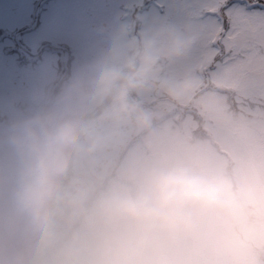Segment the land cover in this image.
Here are the masks:
<instances>
[{
  "label": "clouds",
  "instance_id": "9594fccd",
  "mask_svg": "<svg viewBox=\"0 0 264 264\" xmlns=\"http://www.w3.org/2000/svg\"><path fill=\"white\" fill-rule=\"evenodd\" d=\"M203 34L197 14H120L0 115V258L264 264V165L127 156L195 87L184 63Z\"/></svg>",
  "mask_w": 264,
  "mask_h": 264
},
{
  "label": "flooded vegetation",
  "instance_id": "af4514ba",
  "mask_svg": "<svg viewBox=\"0 0 264 264\" xmlns=\"http://www.w3.org/2000/svg\"><path fill=\"white\" fill-rule=\"evenodd\" d=\"M57 2L53 9L44 7V31L48 33L46 36L28 34L23 24L13 25L12 31L0 33V115L26 97L45 77L70 74L79 54V44L83 35L102 29L109 19L120 14L131 16L144 13L154 18L167 14L173 18H181L186 13H192L199 16L203 31L205 30L203 14L192 8L195 3L192 0H58ZM198 45L184 63V69L195 81V87L182 103L174 106L161 104L154 119L155 127L150 129L145 137L129 145L127 156L130 162L137 161L130 158L132 149L135 148L139 160L142 158L140 152H145V145L148 150L152 149V153L176 152L177 135L175 136L171 131L176 130L175 121L184 122L190 128L193 122L217 123L224 120L226 88L224 84L215 82L206 75V64L197 57ZM237 90L240 92V89ZM145 103L151 108L157 102L149 97ZM242 108V110L237 109L238 115L250 119L253 108L247 105L246 101ZM155 131L162 136L169 133L168 140L160 135L155 140V135L152 144L156 145H152L147 138ZM0 264H11V262L0 258Z\"/></svg>",
  "mask_w": 264,
  "mask_h": 264
},
{
  "label": "snow or ice",
  "instance_id": "6c2138e0",
  "mask_svg": "<svg viewBox=\"0 0 264 264\" xmlns=\"http://www.w3.org/2000/svg\"><path fill=\"white\" fill-rule=\"evenodd\" d=\"M205 20L197 57L215 82L233 85L264 117V0H195Z\"/></svg>",
  "mask_w": 264,
  "mask_h": 264
},
{
  "label": "rangeland",
  "instance_id": "374dc122",
  "mask_svg": "<svg viewBox=\"0 0 264 264\" xmlns=\"http://www.w3.org/2000/svg\"><path fill=\"white\" fill-rule=\"evenodd\" d=\"M17 0H14V3L16 2ZM23 2H25V7H24V11L26 12H30L31 10H33L36 5L35 3L36 2H40V0H22ZM53 0H44V7L45 6H50L51 5V2ZM23 5L21 4V7ZM12 19H16V16H11ZM35 33H38L39 35H44L46 36L48 33L46 31H44V26H42L40 24V26L38 27V29L35 31ZM240 128L238 127L236 130L235 133H237V135H234L232 136L231 138H234L237 136V138H240L241 141L242 140H245L246 139V143L244 142V144L242 143V145H238V144H235L233 145V149L230 150L231 152V156L230 158L233 159V161H238L239 163L242 164V160L243 158H240L239 156L240 153H239V149L241 150H244V146H246L247 142H248V135L247 133H243V131H248V132H252V136L255 137L257 139L255 145H258V147H254L253 149V153H251V156H250V152H247V157L249 156L250 158L252 157L254 159V164H261V165H264V145L263 147H261V142L264 141V121H261V120H258L255 119V120H252V121H244V120H240ZM245 125V129L243 130L242 127ZM152 127H155V125L153 124ZM226 128H230L231 127V123L230 122H226V125H225ZM235 128L232 127V130H234ZM218 135H220V140L222 139L223 142H225L226 144L229 143V139L230 138H226L224 137L225 136V133H224V136H223V132L222 130H219L218 132ZM156 135V137L154 138L156 140V138L158 137V135H160V133L158 132H151L150 134V137L147 138V140L152 144V141L154 140L153 137ZM227 137L230 135V134H227ZM240 135V136H239ZM163 139L165 140H168L169 138V133H166L164 134L163 136L160 135ZM153 139V140H152ZM147 143V141H146ZM152 145H156V144H152ZM224 146V145H223ZM225 147V146H224ZM228 148V147H226ZM239 148V149H238ZM133 153L131 155L130 158H134L135 160H138L137 159V152L135 150V148L132 149ZM152 153V152H151ZM150 154V151L147 153V152H140L139 155L142 156V158L146 155ZM204 156H206L207 158H210V159H215V158H218V156L212 151V150H208L204 153ZM140 158V157H139ZM231 159V160H232ZM216 160V159H215ZM224 161H226V159L224 158ZM261 161V162H260ZM246 164H252L250 161H248Z\"/></svg>",
  "mask_w": 264,
  "mask_h": 264
}]
</instances>
